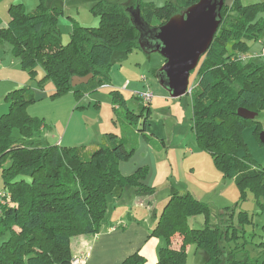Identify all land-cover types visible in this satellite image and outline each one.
Segmentation results:
<instances>
[{"label": "trees", "instance_id": "obj_1", "mask_svg": "<svg viewBox=\"0 0 264 264\" xmlns=\"http://www.w3.org/2000/svg\"><path fill=\"white\" fill-rule=\"evenodd\" d=\"M196 1L166 0L157 6L142 0H98L89 8L98 24L82 25L72 18L66 43L58 27V8L40 0L35 11L26 12L22 3H12L6 26L0 24V42L9 39L12 53L31 76L42 71L39 85L53 82L51 97L72 91L81 98L108 85L114 52L138 48V32L127 11L130 4L138 2L144 21L156 27ZM220 15L217 31L196 66L190 90L191 128L223 177L234 181L240 199L247 190L261 204L264 164L254 160L242 132L252 126L259 137L262 131L258 116L264 108V0H230L229 4L224 0ZM250 42H260L258 57L263 60L252 59ZM90 73L93 76L87 83L71 85L73 76ZM109 94L113 106L117 105L115 114L117 107L121 109L116 116L120 131H106L96 145L77 147L40 141L37 133L44 124L27 111L36 101L29 86L5 93L8 109L0 115V235L8 232V236L0 241V264H73L71 237L99 232L106 220L108 195L119 197L128 186L137 192L154 191L144 183L146 166L128 175L119 170V163L136 149L138 135L150 136L146 132L149 100L137 94L140 107L135 111L119 89L112 88ZM244 109L254 117H243L239 111ZM228 208L220 212L221 221L228 220L224 214L234 212ZM241 214L240 221L246 219ZM195 215L203 216L202 227L190 223L189 217ZM210 217L205 201L188 190H173L150 233L165 242L156 264H185L190 245L203 251L201 264H221L224 249L220 243L228 229L212 223ZM259 247L264 253V236ZM119 264L148 263L134 251ZM228 264H264V259L246 257Z\"/></svg>", "mask_w": 264, "mask_h": 264}, {"label": "rangeland", "instance_id": "obj_2", "mask_svg": "<svg viewBox=\"0 0 264 264\" xmlns=\"http://www.w3.org/2000/svg\"><path fill=\"white\" fill-rule=\"evenodd\" d=\"M108 1L116 3L126 2L127 0ZM147 1L160 6L163 5L166 0ZM255 1L261 0H242V3ZM5 2L6 0H0V15L8 14L7 5L10 2ZM47 2H49V0H43V3L46 4ZM65 2L67 5H70L71 0H65ZM226 2L229 4L230 0H226ZM56 3L58 4V2ZM24 4H26V6H24L26 12L35 11L33 3H30L29 0H23V5ZM58 5L52 6L55 7ZM79 11L80 14L78 16L76 14L75 16L78 23L88 26H96L98 24V17L94 15L89 8L79 9ZM76 12V8H71L72 14ZM68 15H70L68 11L64 10L63 16L61 17L64 19H59L60 22L58 24L63 43H66L70 37L71 21L67 18ZM77 17H79V19ZM68 22H70V27ZM250 44L249 54H251L252 59L256 61L263 60V58L258 57L261 49L260 42H250ZM4 46L7 47V52L4 53L0 48V66L6 65L7 67L0 71L1 80L3 81L2 84L10 86L13 82H21L22 84H20V86H29L35 94L43 92L47 94L46 98L39 99L27 107V111L31 116H35L43 121L44 125L41 131L37 133L38 136L45 135L49 140L59 141V146L81 147L89 145L88 143L92 141H96V138H94L96 133H102L103 131V129H101V131H96V129L97 127L104 128V125H102L104 123L110 125L109 127L113 129L112 131H120V125L116 121V116L120 115V111H117L118 113L115 114L109 88L100 86L86 94V98H84L85 95H81V98H78L72 91H67L55 97H51L50 94L54 90L53 82L46 80L39 85L38 80L42 77V71L38 68L37 74L31 76L26 68L21 67L19 58L12 53V45L8 38L0 42V47ZM9 50L11 53L8 54ZM119 53H123V60H118L117 54ZM2 57L4 58L2 59ZM163 63L164 59L158 52H152L146 55V53L138 48H134L127 53L116 51L112 58V68L115 70L112 72L113 78L123 81L125 85L127 81L124 76L131 77L133 83L136 85L131 83L128 90L123 91V93L125 92L124 96L128 106L135 111L139 109L137 105L140 107L139 101L136 102L135 99L132 98V92L134 90L141 89L144 92H148L150 94V127L157 133L161 132L166 142V148H163L160 143L161 138L157 137V142L162 147L159 150L154 149V157L158 163V170L154 177L155 183L153 187L155 188L153 194L151 195L149 193L150 195H148L152 197L153 201H156L155 207L157 209V216L163 209L173 190H189L195 197L208 204L211 222L218 224L224 230L228 229V236L224 235L220 243L224 249L221 264H228L229 260H242L246 257H258L259 260L264 259V253H261L259 247V242L264 236V198L261 200L262 203L260 204L255 199L254 195L246 190L245 197H241L240 199V191L232 179H228L229 184L226 185L218 180V176L223 177L220 169L213 163L209 153L199 146L196 136L191 129L190 93L176 98H166L165 95H159L155 92L154 86L156 87V83L152 82L153 85L149 83L154 79L155 72ZM121 66L122 71L116 72V69H119ZM197 67L190 73L189 89L194 83ZM2 105L4 110H0V115L5 113L8 109L4 96L0 98V108ZM258 121L262 128L261 130L264 131V108L258 116ZM73 124L76 125L74 129ZM72 130L76 133V136L73 137V142H69V135ZM88 133L90 137L87 136ZM14 134H18L16 129L14 130ZM242 136L254 160L259 164H264V144L260 142L259 137L255 135L252 126L244 128ZM152 139H156V137L152 136ZM96 144L95 142V144L92 145ZM137 155L143 154L137 153ZM137 155L133 153L130 158H135ZM2 182L0 168V187L2 186ZM132 193V189L128 188L125 189L121 198L108 195V206L105 216L108 222L112 211L121 213L124 215L122 216L124 218L127 217V213L130 215L134 212L141 220H146L144 216L141 215L140 209L134 207L132 209L130 208L131 205L129 202L134 203L133 196L129 195ZM151 197H147V199ZM147 205L148 202H146L145 206ZM225 206H228L229 210L234 209V212L230 211L231 215L224 214V219L227 218L228 220L225 219L221 221L219 217L220 212L223 211V207ZM241 212L246 214V219L240 221L243 214H241ZM146 214L149 215L148 209H146ZM189 220L195 227H202L204 223L202 215L191 216ZM227 223L229 225H227ZM232 224L233 227L231 226ZM221 225L224 226L222 227ZM7 236L8 232L1 234L0 241ZM152 236L157 243L162 241L163 244L157 245L155 249L151 247L149 249L146 247L144 248V252L148 249V256L141 254L147 258L146 261L148 264L157 263L159 248L165 244L161 236ZM202 252L203 251L196 248L195 245H190L187 249L185 264H201L204 258Z\"/></svg>", "mask_w": 264, "mask_h": 264}, {"label": "crops", "instance_id": "obj_3", "mask_svg": "<svg viewBox=\"0 0 264 264\" xmlns=\"http://www.w3.org/2000/svg\"><path fill=\"white\" fill-rule=\"evenodd\" d=\"M25 1V0H24ZM30 3H33V6L37 7L38 3L40 0H29ZM67 1V0H66ZM98 0H71L70 5H67L65 0H49L45 5L48 7H54L52 5H58L55 6L60 10V15L58 17V20L64 19L61 18L63 16L64 10L68 11L67 18L71 21V17L76 20L75 16L80 14L79 9H87L90 8L92 4H94ZM142 1H147V0H142ZM10 2L7 5V8L9 7L10 4L12 3H22L23 0H6L5 3ZM53 2V3H50ZM58 2V4L56 3ZM23 6H26L24 4ZM28 6V5H27ZM76 8V13L72 14L71 13V8ZM62 8V9H61ZM25 9V8H24ZM64 9V10H63ZM0 24L2 27L6 26L9 15H0ZM79 19V17H77ZM58 21V24L60 22ZM77 21V20H76ZM78 22V21H77ZM67 23V22H66ZM69 27H70V22ZM59 27V25H58ZM60 29V28H59ZM61 32V31H60ZM4 53H6L7 47H0ZM120 51V50H117ZM123 52V51H122ZM11 53L9 50L8 54ZM115 53V52H114ZM150 54V53H149ZM146 53V55H149ZM114 55V54H113ZM118 60L121 59L123 60V53L117 54ZM163 57V56H162ZM4 57H2L3 59ZM113 58V56H112ZM164 59V58H163ZM121 62V61H120ZM165 62V59H164ZM1 64V63H0ZM6 65H1L0 66V71H2L4 68H6ZM115 71L112 68V64L110 65L108 69V85L105 87L110 89L116 88L119 89L122 93L123 91H127L128 87L131 83H133V80L131 77H126L124 76L125 80L127 81L126 84H123V81H120L119 79H114L112 76V72ZM122 71V66L119 69H116V72ZM111 72V73H110ZM192 72V71H191ZM190 72V73H191ZM1 73H0V98L5 95V93L17 86H20L22 84L21 82H13L11 83L12 85L5 86L2 84L1 80ZM141 80V78L139 77ZM145 80V79H144ZM143 80V81H144ZM142 81V80H141ZM152 82L156 83V87L154 86L155 92L158 93L159 95H165L166 98L170 97L169 93L167 90H165L157 81L155 75L154 79L149 82L151 85ZM144 83V82H143ZM133 85H135L133 83ZM136 86V85H135ZM194 83L190 90L193 88ZM189 88V86H188ZM139 92H144L141 89L139 90H134L132 92V98L135 99L136 102L140 101L138 99V93ZM125 93V92H124ZM123 93V95H124ZM152 93V92H151ZM190 93V91L188 92ZM187 94V93H186ZM36 101L39 99L46 98V93H38L35 94ZM153 96V94H152ZM125 97V96H124ZM180 97V96H179ZM86 98V95L85 97ZM176 98V97H174ZM35 101V102H36ZM150 101V100H149ZM117 106V105H116ZM114 106V108L116 107ZM118 111H120L121 114V109L117 107ZM0 110H4V107L0 108ZM110 124V123H108ZM104 125V128H99L97 127L96 131H101L103 129L102 133H96L94 138H96V141H92L91 143H88L89 145L87 146H93L92 144L98 143L103 136V134L106 131H112L113 129H110V125H107V123L102 124ZM75 124H73V129L75 128ZM150 118L147 123V134L150 135L149 138H146L143 135H138L137 138V145L136 149L134 150V154L140 153L143 155H137L135 158H130L127 161H121L119 163V170L123 175H128L133 173L138 167L140 166H146L148 168V173L146 175V178L144 179V183L147 186H154L153 184L155 183L154 177L156 176L157 168H158V163L155 156V150H159L162 146L163 148H166V142L163 138V135L161 132L157 133L153 128L150 127ZM192 129V128H191ZM76 136V133L72 132L69 135V142H73V137ZM88 137H90V134H87ZM152 136H155L156 139H152ZM157 137L161 138V145L160 146L157 142ZM39 139L43 143H58L59 141H52L49 140L48 137L45 135L39 136ZM59 144V143H58ZM70 145H74L71 143H67ZM163 172V171H162ZM218 180L222 181L225 185L229 184V180L225 177H219ZM132 189L133 193L129 194L133 196L134 203L129 202L131 205V209L138 208L140 209V213L146 220H141L140 217L133 212V214L127 213V217H122L121 213H116L115 211H112L111 216L109 217V222L106 220L103 226H101L99 232L91 235H74L71 237L70 242H69V248H70V253L71 256L74 259H77L79 261L78 264H119L122 259H124L127 255L133 253L134 251H139L140 254L142 253L143 255H147V250L151 247L152 249L156 248L157 245L163 244L162 241L160 243H157L156 240H154L153 236H151V228L155 225L156 219H157V209H156V201L152 200L151 196L153 192L145 191V192H137L134 187L128 186L125 189ZM155 188V187H154ZM123 190V192L125 191ZM189 191V190H188ZM122 192V194H123ZM168 192V191H167ZM131 193V192H130ZM150 193V194H149ZM122 194L119 196L120 198L122 197ZM112 197L114 195H111ZM116 196V198H119ZM147 197H151L150 199H147ZM112 199V198H111ZM146 202H148V205L145 206ZM226 207V206H225ZM224 208V207H223ZM146 209L149 210V215L146 214ZM153 239V241H152ZM148 248L146 252H144V248ZM146 260L147 258L144 257ZM147 262V261H146Z\"/></svg>", "mask_w": 264, "mask_h": 264}, {"label": "water", "instance_id": "obj_4", "mask_svg": "<svg viewBox=\"0 0 264 264\" xmlns=\"http://www.w3.org/2000/svg\"><path fill=\"white\" fill-rule=\"evenodd\" d=\"M223 4L224 0H197L156 27L144 21L138 2L127 7L129 20L138 32V48L147 54L158 52L165 59L154 75L170 97H179L190 91V72L196 68L217 31ZM92 76L91 73L73 76L71 85L85 84ZM239 113L246 118L254 117L245 109ZM259 140L264 144L263 130Z\"/></svg>", "mask_w": 264, "mask_h": 264}, {"label": "built area", "instance_id": "obj_5", "mask_svg": "<svg viewBox=\"0 0 264 264\" xmlns=\"http://www.w3.org/2000/svg\"><path fill=\"white\" fill-rule=\"evenodd\" d=\"M261 54L264 55V46L262 48ZM138 94L143 100H149L150 94L148 92H139ZM78 263L79 261L77 259L73 260V264H78Z\"/></svg>", "mask_w": 264, "mask_h": 264}]
</instances>
